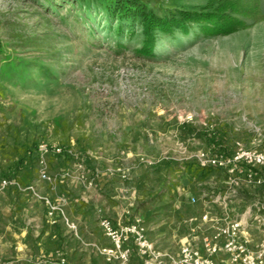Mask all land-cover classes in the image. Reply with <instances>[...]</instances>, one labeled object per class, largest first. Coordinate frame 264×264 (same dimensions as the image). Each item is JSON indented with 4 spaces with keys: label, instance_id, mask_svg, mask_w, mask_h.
Instances as JSON below:
<instances>
[{
    "label": "rangeland",
    "instance_id": "rangeland-1",
    "mask_svg": "<svg viewBox=\"0 0 264 264\" xmlns=\"http://www.w3.org/2000/svg\"><path fill=\"white\" fill-rule=\"evenodd\" d=\"M226 1L153 2L215 10ZM45 7L35 0H0V58L41 63L52 75L42 77L33 68L32 84L0 80V181L12 177L21 157L36 172L37 145L45 141L78 153L77 159L48 155V171L62 163L70 168L67 172L78 173L82 164L88 178L94 161L129 186L142 180L143 188L158 187L163 202L184 199L185 212L205 208L241 216L252 212L258 200L264 202V193L247 183L244 162L215 166L207 174L194 171L200 154L264 153V20L252 23L232 12L251 25L226 35L200 25L186 34H159L154 54L144 57L135 52L142 43L139 24L119 34L98 17L91 22L76 7L48 14ZM260 7L264 12V0ZM36 36L39 46L29 43ZM254 168L264 175V167ZM252 226L250 232H260ZM64 233L63 239L71 240L75 232ZM39 245L31 237L24 262L6 256L0 264H70L64 245L56 255H47ZM98 255L103 256L90 253L102 264Z\"/></svg>",
    "mask_w": 264,
    "mask_h": 264
},
{
    "label": "crops",
    "instance_id": "crops-1",
    "mask_svg": "<svg viewBox=\"0 0 264 264\" xmlns=\"http://www.w3.org/2000/svg\"><path fill=\"white\" fill-rule=\"evenodd\" d=\"M104 167L92 161L87 174L88 178L93 179L92 186L78 181L75 170L70 171L72 176L63 178L62 174L70 168L61 163L53 171H48L55 172L59 176L58 181L48 183L34 172L21 184L24 187L33 185L40 197L11 185L1 190L0 260L7 256L24 262L31 253V237H37L41 251L47 255H56L60 246L64 245L71 257L70 264H100L90 253H97L100 247L111 246L100 225L103 218L117 227L140 217L154 245L173 254H177L185 242L201 245L202 238L211 236L216 225L224 222L223 212H212L205 208L201 212H185L184 199L163 202V198L157 195L158 187L143 188L142 180H135L129 186L118 174L112 175ZM26 169L25 166L19 170L18 176L22 178ZM7 178L14 179L11 176ZM148 194L154 197L148 198ZM166 200L169 201L168 198ZM49 204L60 207L74 228L68 226L59 211L50 216ZM164 204L167 206L165 211L161 208ZM205 214L207 220L202 219ZM64 232H75L73 239H63ZM260 235L261 232H245L251 244ZM130 247L132 253L128 264H141L140 256L131 244ZM218 256L224 257L223 254ZM98 257L97 260H101L102 264H113L106 262L101 255Z\"/></svg>",
    "mask_w": 264,
    "mask_h": 264
},
{
    "label": "built area",
    "instance_id": "built-area-1",
    "mask_svg": "<svg viewBox=\"0 0 264 264\" xmlns=\"http://www.w3.org/2000/svg\"><path fill=\"white\" fill-rule=\"evenodd\" d=\"M37 154V176L49 182L56 181L58 175L52 178L48 173L46 160L48 155L78 158V153L71 148L45 141L38 143ZM197 157L200 166H216L218 168L244 162L249 166L246 173L247 183L252 187L264 186V175L258 174V171L254 168L256 166L264 167V153L239 150L229 158L222 156L203 158L204 154ZM148 163L152 164L153 162ZM78 170L76 179L85 182L86 186H92L93 179L88 180L83 172L82 164L78 165ZM230 170L232 171L233 168ZM69 176H71L69 172L62 174L63 178ZM10 185L19 190H28L34 196L40 197L33 185L24 187L11 178H4L0 181V191ZM194 200L192 199V201ZM253 205H255V208L252 212L248 209L241 216L224 213V222L216 225L211 236L202 238L201 245L194 246L189 242H185L180 246L177 254L157 248L149 239L146 226L140 217L117 227L107 218H103L100 220V225L104 235L110 240L111 246L100 247L98 251L104 256L106 262L113 264L129 263L132 253L130 244L140 256L141 264H264V202L258 200ZM55 211H59L68 226L74 228V225L68 221L60 207L49 204V215L53 216ZM202 219L207 220L208 216L205 214ZM254 223L261 232V238L251 244L245 237V232H250ZM219 254H223L224 257L220 258Z\"/></svg>",
    "mask_w": 264,
    "mask_h": 264
},
{
    "label": "trees",
    "instance_id": "trees-1",
    "mask_svg": "<svg viewBox=\"0 0 264 264\" xmlns=\"http://www.w3.org/2000/svg\"><path fill=\"white\" fill-rule=\"evenodd\" d=\"M39 6H46L45 13L62 7H76L81 14L91 22L99 18L117 33H122L127 25L141 26L142 43L135 52L144 57H152L154 47L159 34H170L180 30L188 33L193 25L203 26V30L211 34L226 35L249 27L251 24L234 15L251 19L252 23L264 20V12L260 7V0H227L215 10H189L184 8H165L154 0H35ZM156 5V6H155ZM159 9V12H157ZM231 13H229V12ZM56 12V11H55ZM69 15L71 9L68 11ZM132 31V29H131ZM39 36L29 40L34 46H39ZM44 40V39H41ZM2 45L0 44V54ZM33 68L40 76H52L50 67L41 63L35 64L24 58L8 57L0 58V80L20 79L22 85L34 83ZM0 81V82H1ZM23 157L15 164L12 177L19 183L26 182L28 176L34 174V167H27L22 178L18 176L19 170L25 167ZM217 169L215 166H198L194 171H203L204 174ZM11 169V168H10ZM254 190L264 193V186L254 187Z\"/></svg>",
    "mask_w": 264,
    "mask_h": 264
}]
</instances>
